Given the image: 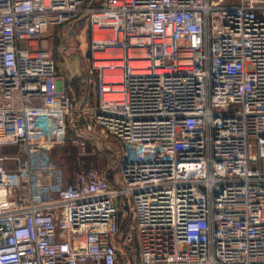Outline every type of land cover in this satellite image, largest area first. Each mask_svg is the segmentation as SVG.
<instances>
[{"label": "built area", "instance_id": "built-area-1", "mask_svg": "<svg viewBox=\"0 0 264 264\" xmlns=\"http://www.w3.org/2000/svg\"><path fill=\"white\" fill-rule=\"evenodd\" d=\"M81 26L89 109L51 48ZM66 138L121 159L70 176ZM118 248L264 264V0H0V264H118Z\"/></svg>", "mask_w": 264, "mask_h": 264}, {"label": "rangeland", "instance_id": "rangeland-1", "mask_svg": "<svg viewBox=\"0 0 264 264\" xmlns=\"http://www.w3.org/2000/svg\"><path fill=\"white\" fill-rule=\"evenodd\" d=\"M216 1V0H213ZM238 0H223V2L225 3H235ZM78 29V28H77ZM74 29L72 32H70V30L66 29V28H61L59 30H57L55 32V35L52 39L51 42V48H52V52L54 54L55 51H57L59 55V58L63 60V64H65V68H66V72L65 75H69L72 72L71 77H73L75 75V73H73L74 71H77L78 74H80L81 77L86 78L87 76V65H88V53H89V32H88V28H84L83 30V36L81 37L80 41H79V45H82V53L80 51V54H83V57L81 58V61H77L76 59H72L75 58L76 56H74V54L77 53L75 47L77 45V42L75 43L74 40L70 39V37L72 36L71 34H73V36L75 37L76 35H78L79 32H77ZM81 33V32H80ZM74 52V53H73ZM74 64V65H72ZM77 64V65H75ZM60 79V78H59ZM75 79V78H74ZM63 82L65 83V80H59V84H63ZM85 99H87V101L85 103V106L87 107L86 109L89 108H93L96 106V98L95 96L90 92V90L86 89V93L84 95ZM87 118V116H86ZM83 119H85V117L83 116ZM89 120V119H88ZM72 127L69 126V131H71ZM80 129H83L82 127ZM93 137H98L97 133L95 134V136ZM105 146L107 147L106 152L110 153V149L111 150H115L118 151L120 149V146L118 145V143L113 142L111 140H106L105 141ZM112 155V161H110L109 158H107L106 162L107 165L110 164L112 162L113 166H116L119 162V160L121 159V155L116 153V157L114 156V154ZM100 159V158H99ZM99 163V162H98ZM116 177V176H115ZM119 251V255L118 256H123V251L121 250V248H118Z\"/></svg>", "mask_w": 264, "mask_h": 264}, {"label": "trees", "instance_id": "trees-1", "mask_svg": "<svg viewBox=\"0 0 264 264\" xmlns=\"http://www.w3.org/2000/svg\"><path fill=\"white\" fill-rule=\"evenodd\" d=\"M85 85L86 79L81 76L68 82V86L71 87V89H74L75 93L82 92L85 88ZM71 136H73V132L68 130L66 137L68 138ZM67 138L63 147L53 151V158L57 160L60 167L65 169L68 175L73 176L77 172L85 170L90 166H93L99 171H105L107 166V158L112 161V155L106 152V150H103L97 154H91L90 152L81 154L77 147L71 146L68 143ZM107 175H109V172ZM121 229L125 232V227H122ZM118 264H125L124 259H122L120 256H118Z\"/></svg>", "mask_w": 264, "mask_h": 264}, {"label": "crops", "instance_id": "crops-1", "mask_svg": "<svg viewBox=\"0 0 264 264\" xmlns=\"http://www.w3.org/2000/svg\"><path fill=\"white\" fill-rule=\"evenodd\" d=\"M99 0H86V3L88 4H98ZM84 26H81L79 27L76 31L79 32L78 35H76L75 37L73 36V34H71L72 36L70 37V39L74 40L75 43L77 42V45L75 47L77 53L74 54V56H76L75 58H72V59H76L77 61H81V58L83 57V54H80V51L82 53V45L78 46L79 45V41L81 39V37L83 36L82 32L84 30ZM75 31V30H74ZM81 32V33H80ZM74 53V52H73ZM60 53H58L57 51L52 52V56H53V60L55 62V65H56V75H57V78L59 80H65V83L63 82L62 85L59 86V89H61L66 96H68L69 98H72L74 100H79V101H85V93H86V89H87V86L85 85V88L82 92H78V93H75L74 89H71V87L68 86V82L73 80L74 78H77L80 76V74L77 73V71H74L73 73H75V75L73 77H71L72 75V72L68 75H65V72H66V68H65V64H63V60L59 58V55ZM74 65V64H72ZM77 65V64H75ZM31 122V126H47V122H44V120L42 119H39V118H32L30 120Z\"/></svg>", "mask_w": 264, "mask_h": 264}]
</instances>
